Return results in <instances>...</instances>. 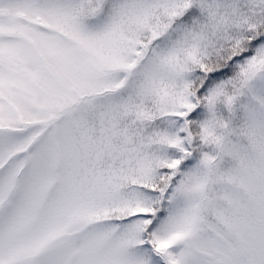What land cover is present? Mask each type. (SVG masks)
I'll return each instance as SVG.
<instances>
[{
    "label": "snow or ice",
    "instance_id": "obj_1",
    "mask_svg": "<svg viewBox=\"0 0 264 264\" xmlns=\"http://www.w3.org/2000/svg\"><path fill=\"white\" fill-rule=\"evenodd\" d=\"M0 264H264V0H0Z\"/></svg>",
    "mask_w": 264,
    "mask_h": 264
}]
</instances>
